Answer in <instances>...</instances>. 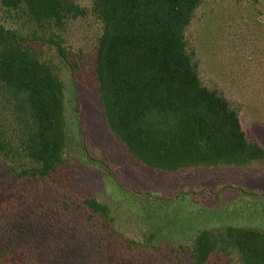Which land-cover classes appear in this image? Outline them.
<instances>
[{
  "label": "rangeland",
  "instance_id": "374dc122",
  "mask_svg": "<svg viewBox=\"0 0 264 264\" xmlns=\"http://www.w3.org/2000/svg\"><path fill=\"white\" fill-rule=\"evenodd\" d=\"M68 1L74 13L61 28L40 27L23 3L0 6V24L62 81L67 136L61 164L43 178L17 175L0 154V262L191 264L202 230L264 231V161L166 172L140 164L108 131L95 74L101 24L92 0ZM185 35L202 84L264 148V0H201ZM88 199L106 208L107 221ZM206 264L237 258L215 253Z\"/></svg>",
  "mask_w": 264,
  "mask_h": 264
},
{
  "label": "trees",
  "instance_id": "16d2710c",
  "mask_svg": "<svg viewBox=\"0 0 264 264\" xmlns=\"http://www.w3.org/2000/svg\"><path fill=\"white\" fill-rule=\"evenodd\" d=\"M200 1L92 0L90 13L101 24L95 74L105 126L145 167L174 172L264 161V148L247 139L229 102L202 84L187 51L185 32ZM21 3L42 28H61L75 9L68 0H0L3 9ZM25 41L0 24V154L17 175L43 178L57 171L66 145L63 83ZM48 42L62 57L54 37ZM86 202L107 221L104 206ZM215 253L264 264V231L202 230L191 264Z\"/></svg>",
  "mask_w": 264,
  "mask_h": 264
}]
</instances>
